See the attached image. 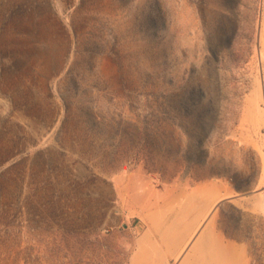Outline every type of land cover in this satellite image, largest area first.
Masks as SVG:
<instances>
[{
  "label": "rangeland",
  "instance_id": "rangeland-1",
  "mask_svg": "<svg viewBox=\"0 0 264 264\" xmlns=\"http://www.w3.org/2000/svg\"><path fill=\"white\" fill-rule=\"evenodd\" d=\"M0 264H264V0H0Z\"/></svg>",
  "mask_w": 264,
  "mask_h": 264
},
{
  "label": "bare ground",
  "instance_id": "bare-ground-1",
  "mask_svg": "<svg viewBox=\"0 0 264 264\" xmlns=\"http://www.w3.org/2000/svg\"><path fill=\"white\" fill-rule=\"evenodd\" d=\"M259 97H260V84H259V81L257 80L255 82L254 89L252 92V96L250 98L252 103L254 104L252 106V111H254L255 113H256L255 107L257 105V101L259 100Z\"/></svg>",
  "mask_w": 264,
  "mask_h": 264
}]
</instances>
